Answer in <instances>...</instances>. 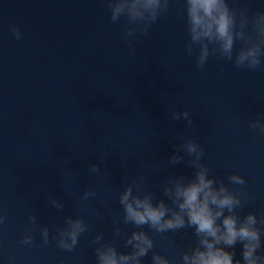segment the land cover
<instances>
[{
	"label": "clouds",
	"instance_id": "obj_1",
	"mask_svg": "<svg viewBox=\"0 0 264 264\" xmlns=\"http://www.w3.org/2000/svg\"><path fill=\"white\" fill-rule=\"evenodd\" d=\"M189 39L185 45L189 55L196 54L197 68H203L210 56H216L238 69L264 70V11L250 12L245 6L231 7L229 0H183ZM174 0H107L110 21H125L121 38L128 41L137 33L148 35L150 27L166 14ZM9 31L21 39L20 29L9 25ZM239 47L237 49V43ZM129 46L131 42L129 41ZM173 120L184 119L191 126L190 110H172ZM249 128L264 135V114L249 122ZM193 169L191 177L171 176L160 182L157 192L146 187L147 176L132 179L119 193L118 203L123 214H113L112 239H105L103 232H97L91 241L94 246L96 264H144V257L151 252V264H264V214L254 212L241 215V209L248 203L243 187L244 176L229 174L227 183L211 174L203 163L205 148L194 137H186L177 146L168 165L185 161ZM89 172L100 173L99 164H91ZM231 186V187H229ZM91 189L84 191L83 199L95 197ZM53 209L62 211V200L49 198ZM6 214L0 213V225L6 221ZM32 228L19 241L21 245H33L32 231L39 229L42 243H50V228L40 227L38 217H28ZM123 225H133L129 234ZM154 234L177 233L191 229L195 237L193 245L179 252V259H170L153 251ZM89 225L80 216L67 215L63 224L55 227L51 240L59 249L72 252ZM123 242L128 251H120L117 241ZM241 246L240 258H236V246ZM62 264V262H61Z\"/></svg>",
	"mask_w": 264,
	"mask_h": 264
}]
</instances>
